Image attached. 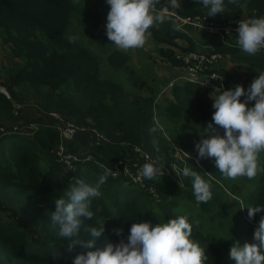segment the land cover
Instances as JSON below:
<instances>
[{"label": "trees", "instance_id": "16d2710c", "mask_svg": "<svg viewBox=\"0 0 264 264\" xmlns=\"http://www.w3.org/2000/svg\"><path fill=\"white\" fill-rule=\"evenodd\" d=\"M161 3L167 4L168 0H162L160 5ZM225 5L233 17L240 16L242 11L246 12L248 18L264 16V0H225ZM177 11L182 15L195 16L206 14L207 9L197 0H181V8ZM74 12L75 7L71 0H0V42L7 45L10 59L9 62L6 59L0 62V117L5 123L11 122L14 118L11 98L17 97L15 89L28 85L37 95L42 108L40 116L31 122L45 123L46 116L43 113L54 110L70 117L79 125L97 128L112 143L93 150L99 159L108 162L129 157L131 154L127 156L124 146L136 144L148 151L154 159L160 157L168 169L172 170L173 162L182 164L168 152V147L171 150L172 145L157 129L150 104L139 96L132 101L128 100L122 83L100 76L102 65L98 54L79 44L77 39L73 41L67 37L76 22L73 20ZM210 18L224 19L222 14ZM173 26L166 21L159 28L151 30V37L164 44L159 50L160 59L175 68L181 66L182 62L175 57L174 52L177 49H196L197 46ZM70 37H74V34ZM209 37L205 42L214 43L212 47L215 50L230 54L239 61L250 63L264 71V59L261 56L247 55L234 45H228L220 39L215 43L212 40L215 37ZM183 38L187 40V45L179 46L178 40ZM130 61V54L117 47L109 49L106 56L107 64L113 68H124ZM219 72L224 77L225 90L234 88L236 84L247 89L253 80L246 78L238 81L228 70L219 69ZM215 82L220 84L218 80ZM67 87L73 93H68ZM209 92L195 83H177L161 94L167 100L160 105L161 114L179 116L182 105L192 116L198 118L196 123H200L201 120L212 117L215 111ZM153 128L156 129L154 133L150 132ZM219 128L224 134V129L220 126ZM153 138L158 140V145H153ZM57 141L56 131L41 125L32 136L23 135L10 128L0 135V252L10 264H72L74 257L82 253L81 250L69 252L67 245L51 237L41 240L28 236L18 220L3 213V204L10 201L20 202L25 196L27 205L23 204L22 208L30 210L28 215L47 216L46 226L53 225L50 215L55 210L54 200L63 195L64 189L71 182L62 172L60 164L51 155L46 152L44 154L40 145H55ZM80 141L75 136L67 145L68 149L76 152L82 144ZM163 153L167 155L166 159L162 158ZM190 161L194 162L193 159ZM77 166L74 175L89 171L104 174L99 166L90 161L79 162ZM110 180L115 181V184L108 189L105 185ZM107 182L101 187V197L93 199L92 210L95 215L86 224L99 226L101 222L97 220L98 217L105 219V238L113 243H118L121 238L127 242L133 222L150 221L154 226L182 215L187 216L189 221L199 220L193 210L181 205L180 199L166 197L163 202L161 200L162 210L159 211L154 206L148 207L151 196L144 189L109 177ZM146 182L154 183L156 190L163 193H171L180 187L172 177L164 175L155 180L146 179ZM246 203L245 207H239L238 213L249 220L247 207L264 205V175L252 184ZM201 205L205 210L211 211L210 202ZM261 214L264 213L256 214L250 220L254 226H245V235L240 239L241 246L244 241L255 242L253 233ZM36 217H31L30 221ZM210 217L212 216H209V220ZM200 225L201 222L198 227H194L192 239L208 245L206 262L230 264L226 257L233 241L214 234L211 224L204 231L199 229ZM113 229H123L122 235L116 236ZM79 238L84 239V236L80 235Z\"/></svg>", "mask_w": 264, "mask_h": 264}, {"label": "clouds", "instance_id": "9594fccd", "mask_svg": "<svg viewBox=\"0 0 264 264\" xmlns=\"http://www.w3.org/2000/svg\"><path fill=\"white\" fill-rule=\"evenodd\" d=\"M197 2L207 9L205 17L214 18L226 13L225 0ZM106 3L109 11L105 35L124 50L143 48L151 39V30L168 20L165 13L181 8V0H168L163 11L157 7L160 0H106ZM173 27L181 30L182 26L176 24ZM200 27L203 29V24ZM236 33V45L243 53L256 55L264 50V16L239 21ZM70 39L74 41L76 37ZM211 98L215 109L212 121L224 129V134H215L212 122L201 127L199 141L195 143L198 159L214 158L216 168L226 179L251 180L258 170L264 172V159H259L264 154V71L259 72L247 89L236 84L227 90L221 88ZM155 131L150 129L152 133ZM152 143L158 145L159 142L153 138ZM163 169V162L156 157L142 165L139 176L155 180L164 175ZM110 174L114 172L108 168L95 182L74 178L63 195L54 200L51 221L59 227L58 236L67 239L66 249L71 252L78 245L86 250L78 253L72 264H206L208 245L192 239L193 229L200 223L198 219L189 221L182 215L154 226L150 221L133 222L127 242L121 238L118 243L105 238L104 221L99 226L87 225L86 221L95 215L92 201L101 197L100 189ZM182 174L192 178L193 195L198 204L212 199V185L198 171L186 166ZM247 210L251 220L256 214L264 213V205L250 206ZM82 229L90 239L79 238ZM113 232L119 237L123 229H113ZM101 238H105L104 246L96 248V241ZM253 240L255 242H245L242 246L234 240L229 258L235 264H264V214L259 217ZM93 248L95 250H89Z\"/></svg>", "mask_w": 264, "mask_h": 264}, {"label": "rangeland", "instance_id": "374dc122", "mask_svg": "<svg viewBox=\"0 0 264 264\" xmlns=\"http://www.w3.org/2000/svg\"><path fill=\"white\" fill-rule=\"evenodd\" d=\"M71 1L75 7L73 20L76 22L74 25L72 24L73 26L70 28V35L68 34L67 37L71 38L70 36L74 34V37H76L79 44L87 46L91 52L98 54L102 65L100 76L109 77L122 83L128 94V100L132 101L139 96L150 104L151 111L154 115L153 121L163 138L170 142L172 146L175 145L187 150L188 153L195 158V160H193L194 162H191L189 158H186L185 167H192L193 170L198 171L202 178L209 181L212 185L211 190L213 196L209 201L212 207L211 211L210 209L207 211L201 203L198 204L196 202L193 195L192 178L183 176L182 167L177 171H171L170 173V177H172L175 183L180 187L171 193L158 191L159 197L163 199H159L157 202L149 197L148 207L150 208L154 206L156 209L161 211V203L166 197L180 199L181 205H183L184 208L193 210L199 217L201 222L199 229L201 231L208 230L209 225L211 224L210 227L214 234L220 237H226L232 241H239L241 244L240 239L243 235H245V226L252 227L254 226V223L239 214L238 209L240 206L245 207L247 205L246 198L252 184L256 183L259 177L264 175V172L258 170L257 175L251 180L241 177L231 180L222 176L215 166L214 158L198 159V154L195 150V143L199 141L200 137L198 133H200L201 127H206L207 123L212 122L213 127L216 130L215 134H219L221 136L223 135V133L220 132L219 126L215 125L212 121V117H208L207 119L201 120L200 123H196L198 118L192 116L187 108H184L182 105H180L181 110L179 112V116L175 114H161L160 105L164 104L167 100H165V97H158V93L154 92L151 88L152 84L155 83V90H161V88L169 81L170 76L166 73L165 65L159 64V62L155 60L157 56L154 57L153 55L156 53L152 51L151 47L144 46L142 51L140 49L137 51V59L134 57L135 60L130 62L126 67L120 69L110 67L106 62V56L114 43H111L105 35V25L107 23L109 5H107L106 0ZM195 37L200 39L204 36L198 32H195L194 34L192 33L193 41L196 40ZM182 40L186 39L183 38ZM197 41L200 42L199 40ZM102 42L104 44H102ZM6 49L7 47L0 42V60L6 59L9 62L10 59ZM132 50L136 51L137 49ZM148 54H151L152 56ZM246 64L250 66L248 70L250 73L253 72L254 74H259V72H261L260 69L256 68L252 64ZM173 71L174 74L171 78L177 74L176 69ZM254 74L251 73L247 77H252L254 79ZM66 91L68 93H73V90L70 87H67ZM15 93L17 97H12L11 101L14 104L19 105V113L18 115H14V118L10 120L11 122L9 123L22 125L24 130L30 135L37 126H54L53 121L48 117H45V123H39V125L31 122L33 119L40 116L42 110L39 99L31 87L28 85H21L15 89ZM9 123H5V120L0 117V126ZM55 145L47 143V145H40V147L44 154L46 152L48 155H51ZM168 152L173 153V148L170 150L168 147ZM166 157L167 155L163 153L162 158L166 159ZM259 159H264V154H261ZM183 164L184 163L182 162L180 166ZM164 168L167 167L164 165ZM102 173L104 172L102 171ZM79 175L76 174L74 177L85 179L88 182H95V180L100 176L99 173H95L93 171L79 172ZM107 184L108 185H105L106 188L110 189L115 184V181L110 180ZM149 184L154 186V183ZM188 194L189 196H186ZM182 195H184L185 198ZM245 195L246 198L244 199ZM23 204L27 205V198L25 196L22 197L20 202L10 201L3 204L4 215H8V217L18 220L24 232L28 236L39 238L41 240L46 237H51L53 240L62 241L63 244L67 245V239L58 236L59 227H57V225L53 224L52 226H46L45 222H48L47 216H31L36 218L33 221H30L31 217L28 215L30 210L22 208ZM4 205L7 206L4 207ZM46 211L47 210H45V213H47ZM209 216H212V218L210 217V220ZM97 220L101 223L103 221L105 222V219L100 217H98ZM80 235L84 236V239L90 237L83 229L81 230ZM95 245L96 248H102L104 246V238L98 239ZM80 250L82 252L86 251L78 245L75 246L72 251ZM226 259L230 264L235 263L234 260L229 258V253L227 254ZM0 264H10L4 260L1 252ZM206 264L208 263L206 262Z\"/></svg>", "mask_w": 264, "mask_h": 264}, {"label": "built area", "instance_id": "2783aa9c", "mask_svg": "<svg viewBox=\"0 0 264 264\" xmlns=\"http://www.w3.org/2000/svg\"><path fill=\"white\" fill-rule=\"evenodd\" d=\"M162 0H160L161 2ZM166 3H161L157 5L162 11ZM169 18L168 22L173 25H181V32H187L188 28H195L203 31L206 35L220 39L228 45H234L238 47L236 43L234 44L233 39H237L236 29L238 23L241 20H246L247 18L243 16L232 17L231 19H221L214 20L210 17H205L206 14H200L195 16L182 15L176 10H169L165 13ZM205 17V18H204ZM203 24V29L200 25ZM177 59L181 60L182 65L175 67L176 76L171 78L164 87L161 88L160 92L157 94L158 97L162 93L171 89L177 83H195L201 87L212 90H222L224 89V77L220 74L219 69L225 67L227 62L226 59L228 55L215 50L210 45L198 44L196 49H177L174 52ZM256 55L261 56L264 59V50L260 51ZM215 80H218L219 85L216 84ZM4 89V87H1ZM19 105L13 103V115H18ZM46 117L50 118L54 126L53 128L58 137V141L55 148L51 152V156L56 162L62 167V172L67 175L69 182L74 180V172L78 169L77 164L83 161H90L99 166L105 173L108 168L114 172L108 177L114 180H119L124 183H131L144 189L151 197L159 200V193L155 186L146 182V179H142L139 176V170L142 165L146 162H150V159H154L151 154L146 151L143 147L133 144L124 146L126 149L127 156L129 153L131 156L124 157L119 160L106 161L105 159H99L93 153V150L101 147L103 145H112L110 139L104 135L101 131L93 126H82L74 122L72 119L58 111H48L43 113ZM30 123V122H29ZM36 125L39 123L33 122ZM16 130L19 133L27 136H32L37 126L31 135L24 130V127L17 123H9L0 126V135L6 133L7 129ZM78 133H84L89 139V144H81L76 152H72L68 149V144L71 140L78 135ZM173 148V157L178 161L183 162L180 164L173 162L172 170L164 168V176L170 177L171 171H177L180 168L185 167V159H193V156L188 153L185 149L177 147L175 145ZM180 151H179V150ZM189 156H188V154ZM89 168H85L88 170ZM82 170V168H81Z\"/></svg>", "mask_w": 264, "mask_h": 264}, {"label": "crops", "instance_id": "0c3cea01", "mask_svg": "<svg viewBox=\"0 0 264 264\" xmlns=\"http://www.w3.org/2000/svg\"><path fill=\"white\" fill-rule=\"evenodd\" d=\"M240 16H243V17H245V18H247L248 19V17H247V15H246V12L245 11H242V13H241V15ZM222 17L224 18V19H231L233 16H231L230 15V13L226 10V13H223L222 14ZM195 32H198V33H200V34H202V36H204V37H202V38H200V39H198V38H196V40H194L193 41V39H192V33L194 34ZM196 46L198 45V44H205V45H210V46H213V44L214 43H212V42H208V44L205 42V40L206 39H208V38H210L209 36H207L203 31H201V30H199V29H195V28H188L187 29V32H183ZM202 39V40H201ZM197 40H199L200 42H198ZM213 41H215V43L216 42H218L219 40L217 39V38H213L212 39ZM211 40V41H212ZM233 42L234 43H236V40L235 39H233ZM178 45L179 46H185V45H187V40H182V39H180V40H178ZM7 46V45H6ZM145 46H149V47H151L152 48V51H154L156 54L155 55H153L154 57L155 56H157V58L155 59V60H157V62H159V64H163V65H165V67H166V73L167 74H169V76H170V78H171V76L174 74V69L175 68H173V67H170L168 64H166L164 61H162L161 59H160V56H159V50H160V48L161 47H164V44H161V43H158V42H156V41H154L153 39H152V37H151V39H149V40H147L146 41V44H145ZM113 47H117L115 44H113L112 46H111V48H113ZM118 48V47H117ZM120 49V48H119ZM121 50H123V51H126V52H128L129 54H130V57H131V61L130 62H133L135 59H134V57H136V59H137V56L136 55H138V54H136L137 53V51L139 50V49H137L136 51L135 50H132V49H127V50H124V49H121ZM140 50L142 51L143 50V48H140ZM148 55H150V56H152L151 54H148ZM228 55V58L226 59V62H227V64H226V66L225 67H222L221 69H223V70H228V71H230L233 75H234V77H236L237 78V80L238 81H244L246 78H248L247 76L249 75V74H254L253 72H251L250 73V71H248L249 70V67L250 66H248L247 64H246V62H243V61H239L237 58H235L234 56H231L230 54H227ZM153 59V58H152ZM4 59H1L0 60V62L1 61H3ZM16 60V59H15ZM154 60V61H155ZM170 68V69H169ZM258 75V73L257 74H254V77H256ZM170 78H169V80H170ZM250 79H253L252 77H249ZM154 81H155V78H154ZM154 85H155V83H153L152 84V88L151 89H153V91L154 92H156V93H159V90H155V88H154ZM160 88V87H159ZM218 92H219V90H212V91H210L209 93H210V101L211 102H213V100H212V98H211V96H215V95H217L218 94ZM77 139H80L81 141V143L82 144H89V139H88V137H87V135H85L84 133H78V135H77Z\"/></svg>", "mask_w": 264, "mask_h": 264}]
</instances>
